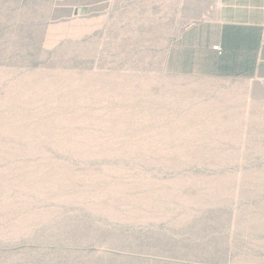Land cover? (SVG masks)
Wrapping results in <instances>:
<instances>
[{
  "label": "rangeland",
  "instance_id": "374dc122",
  "mask_svg": "<svg viewBox=\"0 0 264 264\" xmlns=\"http://www.w3.org/2000/svg\"><path fill=\"white\" fill-rule=\"evenodd\" d=\"M204 4L0 0V264H264V83L171 55Z\"/></svg>",
  "mask_w": 264,
  "mask_h": 264
},
{
  "label": "crops",
  "instance_id": "0c3cea01",
  "mask_svg": "<svg viewBox=\"0 0 264 264\" xmlns=\"http://www.w3.org/2000/svg\"><path fill=\"white\" fill-rule=\"evenodd\" d=\"M204 1L207 18L185 29L171 55L188 57V64L209 77L264 83V0Z\"/></svg>",
  "mask_w": 264,
  "mask_h": 264
},
{
  "label": "built area",
  "instance_id": "2783aa9c",
  "mask_svg": "<svg viewBox=\"0 0 264 264\" xmlns=\"http://www.w3.org/2000/svg\"><path fill=\"white\" fill-rule=\"evenodd\" d=\"M215 50H220L219 46L214 47Z\"/></svg>",
  "mask_w": 264,
  "mask_h": 264
}]
</instances>
